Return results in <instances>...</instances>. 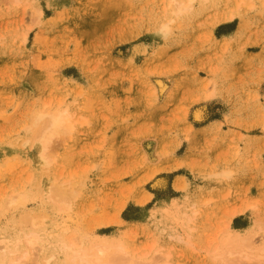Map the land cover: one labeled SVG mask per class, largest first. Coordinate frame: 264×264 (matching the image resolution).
I'll list each match as a JSON object with an SVG mask.
<instances>
[{"label":"rangeland","instance_id":"374dc122","mask_svg":"<svg viewBox=\"0 0 264 264\" xmlns=\"http://www.w3.org/2000/svg\"><path fill=\"white\" fill-rule=\"evenodd\" d=\"M179 1L0 0V247L35 229L23 264H71L66 237L143 264H225L235 235L264 254V0ZM58 107L75 123L41 164L34 114Z\"/></svg>","mask_w":264,"mask_h":264},{"label":"bare ground","instance_id":"6f19581e","mask_svg":"<svg viewBox=\"0 0 264 264\" xmlns=\"http://www.w3.org/2000/svg\"><path fill=\"white\" fill-rule=\"evenodd\" d=\"M175 1L177 11H181L187 6V3H185L184 1ZM163 27L164 29H167L168 24L165 23ZM193 115L195 119H198L201 117V111L199 109L195 110ZM71 116L72 114L70 113L67 107H58L53 110L39 109L35 112L33 122L36 125V136L34 137L36 138L35 142L38 148L37 155L41 164H47L49 162L50 156L47 152V147L49 146V144L52 141L57 140L62 136H65L73 128L75 120H72ZM61 186H50L48 188V191H46V195L53 196L54 191H59L61 194H63L65 190ZM58 193H56L55 195H57ZM72 193L73 188L70 187L69 194L71 195ZM24 198L25 193L23 195V193L19 192L18 194H11L8 198V201L12 204H17L23 202ZM238 210L239 209L237 208H232L231 213L234 215ZM187 221H192V216L188 215ZM34 224L35 219L32 218L31 225ZM23 236L26 242V247L22 251L19 250L21 251L20 254H16L13 256V251L11 250V248L17 249L19 247L18 243L20 242L21 237L16 239V243H14L13 240L12 242H7V240L6 247L3 248V250L0 247V264H23V262L28 258V255H31V250L36 249L35 243L38 242V232L36 233L35 229H33L29 232H24L22 237ZM177 237L178 239L184 241L189 240V235L184 237L181 233H178L176 235V238ZM228 237V245L225 246V248L219 250V252L215 253V256L219 255V259H221V261L226 262L225 264H240L239 261H250L253 258L254 260L255 258L264 259V254L254 252V249L250 247V245L255 242V239L253 240L249 237L239 238L238 235H235L233 238L230 236ZM4 243L5 241L3 242V244ZM57 246L62 251V255L64 256V258H67L71 264H143V262H141L140 260L133 259L134 255L132 253H129L128 250H126V248L121 243H102L95 241L89 246H76V243L72 238L66 237L64 239L59 240V244ZM37 249L44 250V247L39 246V248ZM167 255L168 254H166V256ZM230 255L232 256L231 258H229ZM36 256H38V254ZM56 257L57 256H55L54 254H50L47 258L44 257V260H46L45 264H50V262L58 264ZM229 259H231L230 263L228 261Z\"/></svg>","mask_w":264,"mask_h":264}]
</instances>
